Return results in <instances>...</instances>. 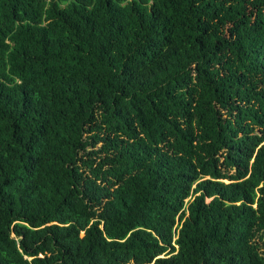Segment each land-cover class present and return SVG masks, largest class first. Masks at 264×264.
Here are the masks:
<instances>
[{
  "label": "trees",
  "instance_id": "obj_1",
  "mask_svg": "<svg viewBox=\"0 0 264 264\" xmlns=\"http://www.w3.org/2000/svg\"><path fill=\"white\" fill-rule=\"evenodd\" d=\"M0 264H264V0H0Z\"/></svg>",
  "mask_w": 264,
  "mask_h": 264
}]
</instances>
